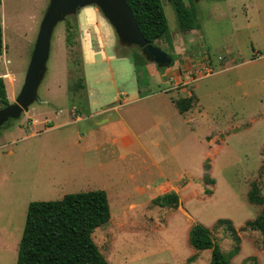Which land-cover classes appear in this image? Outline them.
<instances>
[{"label": "rangeland", "instance_id": "1", "mask_svg": "<svg viewBox=\"0 0 264 264\" xmlns=\"http://www.w3.org/2000/svg\"><path fill=\"white\" fill-rule=\"evenodd\" d=\"M191 1L197 26L181 31L170 1L160 0L173 40L155 45L171 56L169 66L146 61L136 68L130 56L140 47L119 39L108 54L126 57L110 60L109 73H100L107 66L100 54L83 65L94 111L125 103L103 113L109 120L102 123L84 116L87 106L81 119L73 112L85 98L70 89L77 44L66 45L64 77V21L79 8L56 22L37 91L49 104L33 102L0 126V264L16 260L30 201L97 188L106 191L110 218L92 239L111 264H209L210 250L187 242L196 222L222 251L238 246L231 264H264L262 234L244 226L261 207L246 199L251 181L264 196V0ZM48 3L0 1V76L9 103L20 92ZM192 93L187 115L169 103ZM122 133L132 138L126 147L113 143ZM167 191L177 192V207L151 202ZM219 218L231 220L238 241Z\"/></svg>", "mask_w": 264, "mask_h": 264}, {"label": "trees", "instance_id": "2", "mask_svg": "<svg viewBox=\"0 0 264 264\" xmlns=\"http://www.w3.org/2000/svg\"><path fill=\"white\" fill-rule=\"evenodd\" d=\"M1 1V0H0ZM130 6L140 32L148 43L155 45L158 39L172 44L167 19L160 0H125ZM175 12L177 26L181 31H189L197 26L196 12L192 1L168 0ZM65 43L70 49L75 44L78 27L76 18L64 21ZM3 50L0 26V55ZM130 59L135 67L147 60L140 51H133ZM80 61V60H79ZM76 61L75 65H78ZM77 79L70 86L72 92H84L85 83L82 71L76 66ZM75 82V83H74ZM68 88V91L70 90ZM180 113L189 110L194 104L193 93L189 96L172 99ZM9 103L5 83L0 76V106ZM250 204L260 205L258 214L245 225L258 230L264 238V196L258 183L250 182L246 193ZM151 202L157 206L175 208L179 196L175 191L156 195ZM110 207L104 189H90L65 193L59 199L33 200L28 203L21 237L18 242L17 257L13 264H111L100 252L92 239L93 230L108 222ZM216 224H226L238 241L230 219L219 218ZM187 242L194 250L209 249V264H231L230 259L238 251V246L224 252L221 250L208 227L196 222L188 231ZM185 264L192 263L188 258Z\"/></svg>", "mask_w": 264, "mask_h": 264}, {"label": "water", "instance_id": "3", "mask_svg": "<svg viewBox=\"0 0 264 264\" xmlns=\"http://www.w3.org/2000/svg\"><path fill=\"white\" fill-rule=\"evenodd\" d=\"M88 4H95L104 13L114 27L120 42L137 44L144 58L159 67H167L171 64L172 58L166 51L148 43L143 37L132 10L125 0H49L20 92L13 102L0 107V126L10 118L18 119L22 112L28 109L29 104L38 100L36 90L46 69L54 25L58 21H63L70 11L76 12L78 8Z\"/></svg>", "mask_w": 264, "mask_h": 264}, {"label": "crops", "instance_id": "4", "mask_svg": "<svg viewBox=\"0 0 264 264\" xmlns=\"http://www.w3.org/2000/svg\"><path fill=\"white\" fill-rule=\"evenodd\" d=\"M186 1H189V0H186ZM45 10H46V8H45ZM99 10L100 9L95 4H88V5H85L84 7L79 8L77 10L78 12L76 13V22H77V27H78L77 34H79V35H78V37H77V35L75 36V39H74L75 44L74 45L77 44L78 50L80 52V59H79L80 61L78 60L79 61L78 65H75V66H79L81 68V71H82L83 81L85 83V89L83 92V94L85 95V98H84V100H82V103L79 106L78 105L77 106L72 105V107H74L73 112L76 114L75 115L76 119L82 118L83 115H82V113L80 114L79 112H81V110L83 109V106H87V109L85 111L86 113L84 114V116H86V115L91 116V117L92 116H98V119L100 120V121H98V123H102L103 121L109 120L108 116L105 117L102 115L103 113H106L109 109L113 110L114 108L119 107L120 103H121V106H123L125 103L119 102L116 100V102H117L116 105L111 106V107L104 109V110L94 111L93 110L94 101L91 98L90 89L86 85V82H85V76L83 75V73H84L83 72V65L86 63H95V61H96L95 55L100 54L101 57L103 58V60L107 63L106 68L103 71H101L100 73L106 74V73H109L108 72L109 71L108 62L110 60L121 59V58H125L126 56L124 54H119V53L118 54H111V53L108 54V49H115L116 50L115 46L118 42V36H117L116 31H115L114 27L112 26V24L104 16V14L101 12V10L100 11ZM53 31H54V28L52 30L51 37L53 35ZM64 37H65V35H64ZM50 43H51V38H50ZM66 45L67 44L65 43V50H64L65 61H66V69L64 71L65 79L67 77L66 75H67V71H68V62H67L68 57H67V55H68L69 48H70V46L67 45L69 47L67 49ZM168 46H171V44H168ZM183 49L184 48H180L177 52H181V51H183ZM49 51H50V44H49ZM48 58H49V52H48ZM48 58H47V60H48ZM47 60H46V69H45L44 74L47 71ZM147 62H150V61H147ZM150 63L155 65V63H153V62H150ZM70 65H72V64L70 63ZM72 68L75 69L73 65H72ZM173 71H175L173 73L179 77L180 72L178 70H176V68ZM110 76L111 75L109 74V77ZM43 77H44V75H43ZM43 77H42V79H43ZM42 79H41V81H42ZM41 81H40V83H41ZM112 82L114 83L113 80H112ZM39 84L37 86L36 93L38 91ZM67 92H68V88H67ZM37 96H38V93H37ZM33 102L49 104L48 101L42 100L39 96H38V100H34ZM169 103L176 108V106L174 105L171 98L169 99ZM31 104H29V106ZM29 106H28V109H29ZM28 109L26 111H23V112L27 113L29 111ZM177 111H178V109H177ZM180 114L187 115L186 112L180 113ZM54 117L57 118V114H55ZM102 118H104V119H102ZM46 119H47V117H44L43 119L39 118V120L37 118H34V119H32V123L36 124L39 121L46 120ZM113 143H115L119 146H122V147H126L132 143V138H131L130 134H128V133H122L118 137L113 138ZM138 188H140V187H138ZM150 196H152V195H150Z\"/></svg>", "mask_w": 264, "mask_h": 264}]
</instances>
